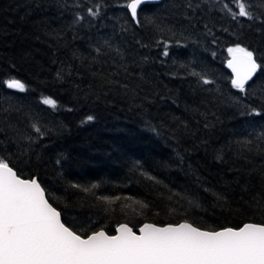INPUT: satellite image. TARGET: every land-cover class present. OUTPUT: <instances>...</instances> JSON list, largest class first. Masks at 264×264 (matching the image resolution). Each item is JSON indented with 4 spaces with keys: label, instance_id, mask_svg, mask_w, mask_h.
Wrapping results in <instances>:
<instances>
[{
    "label": "trees",
    "instance_id": "trees-1",
    "mask_svg": "<svg viewBox=\"0 0 264 264\" xmlns=\"http://www.w3.org/2000/svg\"><path fill=\"white\" fill-rule=\"evenodd\" d=\"M127 2L0 0V119L8 117L33 137L29 146L11 130L0 132V158L22 177L37 178L66 225L82 233L186 219L211 230L264 223V104L244 100L261 114L242 115L246 109L229 100L241 94L231 88L225 65L227 48L236 43L264 64V0H251L262 17L255 22L208 13L205 6L183 46L175 44L188 26L179 15L183 9L148 3L138 9V26ZM94 4L102 8L95 20L87 15ZM76 13L84 16L80 23H73ZM150 20L177 32L167 57L156 41L171 33H159ZM209 20L214 44L203 34ZM105 39L119 53L107 47L97 53ZM203 66L214 84L198 86L187 74ZM11 78L26 91L6 88L3 82ZM254 83L264 86V70ZM42 97L53 98L57 108L42 104ZM10 106L20 111H2ZM32 122L43 129L42 137ZM92 184L98 187L83 191ZM98 196L131 197L149 207L137 215L122 211L119 203L129 201H121L105 211Z\"/></svg>",
    "mask_w": 264,
    "mask_h": 264
},
{
    "label": "snow or ice",
    "instance_id": "snow-or-ice-1",
    "mask_svg": "<svg viewBox=\"0 0 264 264\" xmlns=\"http://www.w3.org/2000/svg\"><path fill=\"white\" fill-rule=\"evenodd\" d=\"M148 3L183 9L179 15L188 21V26L179 32L180 38L175 39L177 46H183L182 40L191 38L185 33L201 23L199 13L204 11L205 6L208 13L216 10L234 21L245 18L255 22L262 18L253 11L251 0H231V4L225 0H171L167 4L164 0H128L124 6L131 20L138 26V9ZM101 11V5L94 4L87 8V15L95 20L100 17ZM83 20L84 16L76 13L73 23ZM149 22L155 23L151 20ZM155 27L159 33H171L169 39L156 41L163 45L162 55L167 57L170 55V42L177 36V32L163 21L155 23ZM213 27L211 20L203 22V34L211 37L214 44L216 38ZM103 47L117 53L120 51L114 49L108 39L96 48L97 53H101ZM227 53L229 59L226 66L232 73L231 88L241 94L230 96L229 100L246 109L242 115H260L257 107L252 103L245 104L244 100L252 101L255 97L264 104V86L254 83L255 75L258 70H264V64L258 62V56L253 50L239 43L228 47ZM212 55L215 56V52ZM181 67L187 70L189 65ZM187 74L197 78L198 86L215 83L214 79L209 78L210 70L207 66L201 67L200 71L193 69ZM3 83L8 89L21 93L26 91V85L19 79L11 78ZM40 102L52 109L57 108V102L51 97H42ZM2 111L19 112L20 109L10 106ZM93 119V116L86 118L87 121ZM0 125H6V128L0 127V132L11 130L20 139L28 141L29 146L33 142V137L22 134L9 122L8 117L0 119ZM30 127L37 138L45 134L38 122H32ZM28 150L25 149V154ZM97 187L92 184L89 188H83V191L91 192ZM97 199L105 205V211H110L113 205L121 201H129L119 203L122 211L130 209L137 215H142L143 210L149 207L146 202L131 197L98 196ZM189 204L199 207L198 202L193 200H189ZM0 264H264V223L250 222L236 228L211 230L202 229L186 219L165 225L144 223L138 231L122 223L116 226L115 234H109L102 227L90 231V234L87 230L82 233L66 225L62 212L49 202L46 190L37 178H22L10 166L8 159L0 158Z\"/></svg>",
    "mask_w": 264,
    "mask_h": 264
},
{
    "label": "water",
    "instance_id": "water-1",
    "mask_svg": "<svg viewBox=\"0 0 264 264\" xmlns=\"http://www.w3.org/2000/svg\"><path fill=\"white\" fill-rule=\"evenodd\" d=\"M227 59H229V56L227 57ZM227 59H226V61H227ZM225 65H226V62H225ZM227 67V66H226ZM228 69V71L230 72V75H231V77H232V73H231V70L229 69V68H227ZM22 178H24V177H22ZM33 178V177H32ZM24 179H31V178H24ZM144 223H150V222H143V223H141L140 225H138L135 229L133 228V230L134 231H138V229H139V227L142 225V224H144ZM180 223V222H179ZM246 223H250V222H246ZM251 223H253V222H251ZM119 224H122V223H119ZM119 224H117V225H119ZM244 224V223H243ZM243 224H241L240 226H242ZM116 225V226H117ZM157 225H159V224H157ZM161 225H165V224H161ZM116 226L114 227V231L112 232V233H109V234H115V228H116ZM221 228H226V227H221ZM221 228H218V229H214V230H219V229H221ZM233 228H236V227H233ZM90 234V233H89Z\"/></svg>",
    "mask_w": 264,
    "mask_h": 264
}]
</instances>
